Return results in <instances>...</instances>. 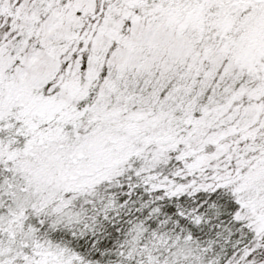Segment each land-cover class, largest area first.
Segmentation results:
<instances>
[{"label": "snow or ice", "instance_id": "obj_1", "mask_svg": "<svg viewBox=\"0 0 264 264\" xmlns=\"http://www.w3.org/2000/svg\"><path fill=\"white\" fill-rule=\"evenodd\" d=\"M0 264H264V0H0Z\"/></svg>", "mask_w": 264, "mask_h": 264}]
</instances>
